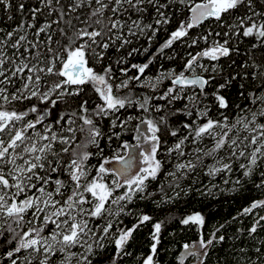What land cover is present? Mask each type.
<instances>
[{"label": "snow or ice", "instance_id": "6c2138e0", "mask_svg": "<svg viewBox=\"0 0 264 264\" xmlns=\"http://www.w3.org/2000/svg\"><path fill=\"white\" fill-rule=\"evenodd\" d=\"M13 7L21 16L20 23L11 31L0 28V237L8 246L0 253L4 261L54 264L52 258L62 254L60 264H72L74 259L76 264H93L108 241L114 244L115 253L102 257L100 264L103 260L118 264L131 255L127 248L133 233L152 220L142 214L131 228H119L118 217L131 214L127 206L137 198L152 199L158 207L172 202L180 196L176 189L181 181L198 169L206 168L209 177L234 170L249 178L258 173L260 183L256 187L264 188V12L255 11L254 0H36L34 4L20 0L15 5L12 0H0L9 20ZM149 7L155 18L153 23L144 24L142 18ZM173 9L181 18L161 52L177 41H190L189 48L200 41L209 46L195 55L189 53L178 73L173 69L154 78L144 77L149 61L132 64L131 69L137 71L134 76L128 75L129 68H120V77H116L113 63L122 64L124 59L111 61L109 49L119 41V50L132 42L128 36L146 32L151 33V42L161 26L171 23ZM206 21L214 27L192 34L191 30ZM241 36L253 38L248 59L240 65L246 69L242 78L251 77L261 84L248 96L240 92L256 110L237 105L238 113L230 120L226 111L230 103L222 92L241 74H230L223 82H217L216 77L223 71L219 61L230 59L238 51L232 46L233 37ZM9 47L11 55L6 51ZM203 58L214 63L203 64ZM105 60L109 62L105 64ZM96 64L101 65L99 72L91 66ZM205 72L211 74L205 78ZM117 79L119 82L114 83ZM165 79L171 86L158 91ZM85 85H90L102 101L91 110L87 99H77ZM136 86L150 89L153 95L134 92ZM208 86L214 89L211 96L219 118H213L211 107L204 103ZM180 101H184L182 106L175 107ZM130 107L140 115L137 135L132 138L135 143L120 145L129 155H114L113 159L121 162L116 169L106 167L110 161L105 158L91 175L87 162L93 153L87 149L89 145L99 147L102 136L96 121L110 119L113 128H125L133 117L121 119L118 114ZM154 112L160 115L154 117ZM181 115L186 119L180 126H172V118ZM78 135L82 139L78 140ZM166 137L174 138V142L169 145ZM166 164H172L173 169L166 170ZM161 175L172 177V182L167 188L160 182L157 192L149 191L150 182ZM106 176L115 178L109 182ZM235 183L240 184V180ZM256 209H264V200L253 201L242 214H252ZM261 221L264 215L247 230L249 236L264 228ZM181 223L203 226L205 221L197 213ZM220 228L207 240L201 235L197 245H183L185 254L197 256L203 264L207 250L225 240L223 235H216ZM161 229L162 222L153 225L154 242L144 264H155ZM255 251L261 253L260 248Z\"/></svg>", "mask_w": 264, "mask_h": 264}, {"label": "trees", "instance_id": "16d2710c", "mask_svg": "<svg viewBox=\"0 0 264 264\" xmlns=\"http://www.w3.org/2000/svg\"><path fill=\"white\" fill-rule=\"evenodd\" d=\"M13 5L20 2V0H12ZM30 3L34 4L36 0H29ZM163 2V0H161ZM254 8L257 12H264V0H254ZM9 12L4 11L0 8V28L4 32L11 31L21 21V16L16 12L15 7L11 9L12 19L9 20L7 17ZM240 15H244L243 12ZM155 18L154 12L149 7L148 11L145 12L142 22L144 24L153 23ZM180 13L173 9L172 21L167 25L161 26V30L153 36L151 42L148 40L150 32L145 34H139L135 37L128 36L131 39L130 44L124 45L123 48L117 50V45H114L108 51V56L111 61H115L119 58L124 59V63L115 64L113 68L116 77H120V68H129L128 75L134 76L137 74L136 69H131L132 64L142 65L148 63L149 67L145 71L144 76H150L154 78L166 71L175 70L177 73L183 69V66L187 59L190 58L189 53L195 55L197 52L208 47L203 41H200L196 47L189 48L187 46L190 41H177L169 49L161 52V46L168 38L171 31L177 27V20L180 19ZM135 19V16H133ZM214 25H210L209 22H205L202 27L191 30L192 34L206 33ZM219 30V29H217ZM124 35L127 36V30L125 29ZM0 36H3V32H0ZM31 39V33H29ZM253 38L244 37H233L232 46L237 48L238 51L234 53L231 58H222L219 61L223 71L217 75V82H223L225 78H229L231 75L240 73L241 76L232 81V87L223 90L222 94L225 95L230 103V108L227 109L229 119L232 120L238 113L237 105L244 107L247 105L255 111V107L251 105L244 97L240 95L242 91L244 96H248L249 93H253L260 86V80H252L251 77L243 79V73L246 71L245 68L240 65L248 59L246 53L251 49ZM133 49H139L137 52H132ZM147 49V51H144ZM9 55L12 53V49L9 47L7 50ZM132 52V55H128ZM169 57H174L170 59ZM235 61V64H232ZM109 60H105L107 64ZM203 64L211 62L207 58H203L200 61ZM249 63L251 61L249 60ZM95 67L96 71L101 70V65H91ZM247 71H251L248 69ZM211 73L205 72L203 75L207 78ZM188 75V73H186ZM119 82L115 80L114 83ZM243 84V89L239 86ZM171 86L169 80H163L159 84L158 91L163 90ZM212 86H208L206 91L209 93L207 99L204 100L205 104L211 107L212 111L210 115L213 118H219L217 108L214 104V99L211 96L213 91ZM127 91V90H125ZM134 92H143L148 95H153L150 89H141L136 86L133 89ZM199 91V89H197ZM123 95V93H121ZM79 100L87 99L89 101L87 107L91 110L96 107L97 102H102L99 96L92 90L90 85L84 86V92L81 94ZM153 103H163L162 101H153ZM184 101L177 102L175 107L179 108L182 106ZM59 108H63V105H59ZM78 110L79 105H75ZM136 112L138 117L140 113L135 107L128 108ZM55 111L53 112V116ZM145 116L147 114H144ZM154 117H158L160 113H153ZM31 118V117H30ZM95 119V118H94ZM186 119L183 115L173 117L170 123L174 127L180 126V124ZM137 121L139 119L137 118ZM80 121H77L79 124ZM98 128L105 135L99 138V145H104L106 148V136L109 137L108 126L106 125L107 119L96 121ZM119 123V122H118ZM244 135V133H240ZM133 133L121 129L118 138L112 137L111 142L120 141H133ZM82 139L78 135V140ZM168 144L174 142V138L166 137ZM57 145V150H59ZM98 147L89 145L87 151L93 153ZM97 157V155H96ZM163 159L164 157H158ZM67 159V157H65ZM95 160L91 175H94L99 164L102 162L101 158L90 157L87 163H91ZM211 164V161H206ZM166 170L171 171L173 169L172 164H166ZM264 170V169H262ZM207 169H198L195 173L189 175L186 179H183L180 184V188L176 191L180 192V196L177 197L170 203L161 204L159 207L152 199L141 200L135 199L131 204L127 206L131 209V214L125 212L121 214L118 219L121 221L119 228H131L134 224L138 223V216L142 214L149 215L152 220L141 225L134 233L133 238L129 241L127 251L131 255L124 256L118 264H144L145 258L151 254V245L153 244L152 233L153 225L157 222H162V229L160 233V243L157 245V252L154 256L155 264H180V260L183 259V264H200V261L195 259V256L185 254L183 245L197 241L201 238V235L205 240L209 238L212 231L217 227L220 231L216 233L217 237L223 235L225 240L220 243H214L212 247L207 250V255L203 257V264H264V228H258V231L251 236L248 234V229L252 227L255 219L259 216L264 215V209H256L252 214L243 215L242 210L245 207L251 205L253 201L264 200V188L256 187L260 183V177L258 173L253 174L252 177H244L240 170H234L230 173H220L214 177L205 175ZM172 177L165 178L164 175L158 177V180L152 181L149 184L148 190L151 192L158 191V184L163 182L165 187L172 182ZM240 180V184H236L235 181ZM107 181V180H106ZM227 181V183L225 182ZM183 189V191H181ZM186 193V194H185ZM169 195H173L171 190H168ZM159 200V196L156 198ZM201 214L204 217V225L197 226L195 224L184 225L181 223L183 218L193 214ZM264 224V221H261ZM117 230L114 227V231ZM107 247L103 250L99 256L93 260V264H100L102 257H111L115 253L114 244H110L108 241H104ZM8 246L3 243V238L0 237V253H2ZM260 248L261 253L258 254L255 249ZM240 249H244L241 252ZM193 250V249H192ZM58 255V254H57ZM57 255L52 258L54 264H56ZM251 258V259H249ZM0 261L3 264H10L8 261H4L3 257L0 256ZM76 264V263H75ZM103 264H108V260H103Z\"/></svg>", "mask_w": 264, "mask_h": 264}, {"label": "built area", "instance_id": "2783aa9c", "mask_svg": "<svg viewBox=\"0 0 264 264\" xmlns=\"http://www.w3.org/2000/svg\"><path fill=\"white\" fill-rule=\"evenodd\" d=\"M121 112H122V110H121ZM121 112L118 114L121 119L128 117V115H123V114H121ZM136 118H137V116H136ZM118 122L119 121H117V123ZM106 125L109 128L107 131V132H109L108 135L112 136L114 138H117V136L114 135V133L119 134L121 129H124V128H120V127L113 128L111 126V120L110 119L107 120ZM101 133H102V135H105L103 132H101ZM121 144H122V141L117 140V142H111V140H109L108 137L106 136V145H105L106 148H104V145H99L98 149L93 152L92 157H94V159L95 158H101V161H103L105 158H108L109 160L113 159L114 155H116V154L122 155L125 152V150L120 148ZM92 146H94V145H92ZM59 147H60V145H59ZM96 155H97V157H96ZM88 164L90 165V170H92L94 167L93 165L95 164V160H93L91 163H88ZM64 178H66V177H64ZM110 178H113V177H110ZM107 181H109V178L107 179ZM119 191L122 192L123 189H120Z\"/></svg>", "mask_w": 264, "mask_h": 264}, {"label": "rangeland", "instance_id": "374dc122", "mask_svg": "<svg viewBox=\"0 0 264 264\" xmlns=\"http://www.w3.org/2000/svg\"><path fill=\"white\" fill-rule=\"evenodd\" d=\"M206 64H208V63H206ZM145 75V74H144ZM144 77H147V78H149L150 76H144ZM144 77H142V79L144 78ZM100 103H102V102H98L97 104H100ZM121 114H123V115H128V116H132L133 117V119L130 121V123L126 126V128H124V130L125 131H129V133L131 132V133H133V137L134 136H136L137 135V133L135 132V127H136V125L139 123V121H137V118H136V112L135 111H132V110H130V109H128L127 111H124V110H122V112H121ZM108 120V119H107ZM147 134V133H146ZM126 140H124V141H122V143L123 142H125ZM132 143H135V140H133L132 141ZM143 148H147V145H144L143 146ZM125 158H127V156L129 155V152L127 151V150H125V152L122 154ZM110 161V163L109 164H107V165H105L106 167H109V168H111V169H116V168H119L120 167V165H121V162H118L117 160H115V159H110L109 160ZM103 162V161H102ZM101 162V163H102ZM100 165V164H99ZM139 165H143V161L142 160H140L139 161ZM96 174V172H94V175ZM93 175V176H94ZM110 177H113V176H106L105 177V180H107L108 178H109V182H111V180L113 179V178H115V177H113V178H110ZM66 179V178H65ZM113 208H116V205H113ZM95 223H102V221H95ZM200 239H198L197 241H195V242H193V243H191L190 244V246H193V245H197V243H198V241H199ZM73 251H78L77 249H73ZM193 251H196V249L195 248H193ZM63 259V256H62V254H58L57 255V260H56V264H60V261ZM195 259H197L198 261H200L198 258H197V256H195ZM76 262H75V259L72 261V264H75Z\"/></svg>", "mask_w": 264, "mask_h": 264}, {"label": "water", "instance_id": "95a60500", "mask_svg": "<svg viewBox=\"0 0 264 264\" xmlns=\"http://www.w3.org/2000/svg\"><path fill=\"white\" fill-rule=\"evenodd\" d=\"M217 228H218V227H217ZM217 228H216V229H217ZM216 229H215L214 231H212V233H213V232H215V231H216Z\"/></svg>", "mask_w": 264, "mask_h": 264}, {"label": "flooded vegetation", "instance_id": "af4514ba", "mask_svg": "<svg viewBox=\"0 0 264 264\" xmlns=\"http://www.w3.org/2000/svg\"><path fill=\"white\" fill-rule=\"evenodd\" d=\"M98 103V102H97ZM97 103H96V105H97Z\"/></svg>", "mask_w": 264, "mask_h": 264}]
</instances>
